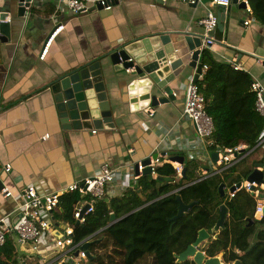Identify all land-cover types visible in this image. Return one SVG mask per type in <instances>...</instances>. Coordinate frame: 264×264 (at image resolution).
Wrapping results in <instances>:
<instances>
[{
    "label": "crops",
    "instance_id": "obj_1",
    "mask_svg": "<svg viewBox=\"0 0 264 264\" xmlns=\"http://www.w3.org/2000/svg\"><path fill=\"white\" fill-rule=\"evenodd\" d=\"M18 1L0 0V9L8 12L10 22L9 41L1 46L0 56V178L6 174L0 186V220L13 224L26 187L33 186L39 194L59 192L96 175L104 164L117 170L115 181L107 186L106 202L123 200L128 207L136 205V195L143 197L140 180L145 175H136V166L155 154L163 162L160 166L180 165L172 162L169 153L182 152L183 168L194 160L204 167L200 173L211 169L215 162L209 156L214 152L203 148L193 122L184 115L186 91L195 70L188 69L173 84L175 101L133 112L125 73L116 72L104 58L114 48L148 34H204L201 20L211 9V0L194 6L174 0H118L109 12L95 9L81 15L71 12L67 0H32L23 16H18ZM216 9L212 8L215 14ZM246 21H250L248 26ZM61 25L63 30L41 58ZM208 50L216 61L249 73L264 88V24L253 11L231 4L224 42L214 43ZM97 59L102 60L114 127L63 130L49 85ZM205 72L203 69L200 80ZM7 164L9 173L5 172ZM3 187L12 197L4 196ZM228 189L226 186V193ZM169 190L159 194L165 196ZM58 211L53 213L55 219ZM66 223L56 219L60 227ZM14 240L20 264L32 261L33 256L39 264L57 261L59 250L51 240L35 249L19 242L17 235Z\"/></svg>",
    "mask_w": 264,
    "mask_h": 264
},
{
    "label": "trees",
    "instance_id": "obj_2",
    "mask_svg": "<svg viewBox=\"0 0 264 264\" xmlns=\"http://www.w3.org/2000/svg\"><path fill=\"white\" fill-rule=\"evenodd\" d=\"M247 1L255 18L264 24V0ZM201 63L207 70L197 84L215 127L212 152L240 145H246L247 151L254 149L261 139L264 119L256 111L257 97L252 90L254 81L251 75L216 61L208 49H203ZM255 152L262 153L263 157L257 163L264 168L260 146L231 168L209 177L200 173L204 167L197 161H187L185 177L179 180L171 164L159 166L156 174L170 178L169 186L163 182L157 187V179L151 175L142 176L143 197L136 195L135 206L128 207L123 200L110 203L101 200L83 224L77 225L73 218L81 195L78 192L64 194L56 219L73 223L76 243L89 238V252L93 259L88 264H196L192 259L178 261L177 256L196 242L202 230L215 227L220 207L225 204L229 211L226 228L202 244V250L209 258L222 254L225 263L264 264V228L258 229L259 225L264 226V217L249 224V220L255 219L257 200L246 190L237 192L232 200L219 193L222 184L229 188L248 178L253 172L248 159ZM168 189L165 196L159 194ZM177 196L186 205L198 204L173 223L169 220L178 213ZM113 211L117 217L125 218L107 227ZM15 236L16 233L9 234L0 247V264H20L15 254ZM27 264H39L38 257L33 256Z\"/></svg>",
    "mask_w": 264,
    "mask_h": 264
},
{
    "label": "water",
    "instance_id": "obj_3",
    "mask_svg": "<svg viewBox=\"0 0 264 264\" xmlns=\"http://www.w3.org/2000/svg\"><path fill=\"white\" fill-rule=\"evenodd\" d=\"M31 2L32 0L18 1V16L26 14ZM232 4L237 5L240 9H246L245 2L242 0H232ZM98 9L102 10V8ZM8 16V12L0 9V56L1 46L9 41L10 22H8ZM216 17L217 26L210 36L214 39L213 44H223L228 21V8L219 6L216 9ZM206 40L204 34H195L189 31L159 32L134 38L114 48L104 58L109 59L116 72L125 73L130 109L137 112L146 108L154 109L175 101L176 93L173 84L179 82L178 78L187 73L188 69L195 70V82L200 80L203 65L199 61L202 46ZM101 61L97 59L88 62L58 77L49 85L63 130L92 131L93 129L101 130L114 127ZM169 155H173L172 162L184 165L185 157L182 152H171ZM157 158L158 154L152 157L153 160ZM211 158L216 162L218 160L217 152L212 153ZM150 163V158L142 162V165L145 166L142 175H152ZM260 167L262 165H257L248 176L249 183L257 185L264 183V173L259 169ZM185 173L186 168H183L182 178L185 177ZM136 174L139 175L138 165ZM5 176L6 174L3 172L1 181ZM157 182V187H159L163 182L170 183L171 179L157 177ZM1 185L2 183H0ZM225 189V184L219 187L221 197L225 196ZM234 190L235 188L232 187L231 191ZM177 201L179 203L178 213L169 220L173 223L178 222L198 204V202H193L186 205L180 196H177ZM228 213L227 206L223 204L220 207L219 219L215 227L208 231L202 230L196 242L177 256L178 261L192 259L196 264H222L220 257H207L202 251L201 245L208 241L212 235L218 236L219 232L226 228L225 222ZM20 218L21 215H17L13 223ZM124 218H117L115 214H111L107 227ZM52 219L54 220L55 217ZM257 221L260 219L249 220V224ZM90 245V242H86L81 248L86 252L89 261L93 259L89 252ZM234 264L242 263L235 261Z\"/></svg>",
    "mask_w": 264,
    "mask_h": 264
},
{
    "label": "built area",
    "instance_id": "obj_4",
    "mask_svg": "<svg viewBox=\"0 0 264 264\" xmlns=\"http://www.w3.org/2000/svg\"><path fill=\"white\" fill-rule=\"evenodd\" d=\"M174 1L192 6L203 2V0ZM242 1L245 2L247 11L252 13L249 2L247 0ZM116 2H118V0H67V5L74 15H81L98 8H102L103 11L109 12L113 9ZM231 4L232 0H211V9L208 10L207 15L201 20V25L204 28V35L207 38L202 49H210L214 42L210 34L216 29L217 17L212 11V8H218L219 6L229 8ZM249 23L250 21H246L245 25L248 26ZM63 28L64 26L61 25L53 32L41 58H45L51 42ZM234 67L236 70L238 69L236 66ZM203 69L207 70V67L203 66ZM252 90L257 97L256 111L264 119V88L259 83L253 82ZM184 115L193 122L198 140L204 143L203 148L205 150L211 148L214 144L212 135L215 127L213 120L206 112V100L201 94L200 88L194 78L189 82L187 87ZM259 146L262 148L264 154V127L261 139L255 148ZM254 149L247 151L248 148L246 145H240L235 148H219L214 151L218 154V160L211 164V169L203 171L202 175L209 177L221 173L237 164L244 157H247ZM210 158L209 156V159ZM150 159L151 163L149 167L152 169V175H156L157 168L163 164V162L160 160L159 156L156 160ZM173 167L176 170L177 179H181L183 166L173 164ZM144 169L145 166L139 163V175L142 174ZM259 169L264 173L263 166ZM10 171L11 166L7 164L5 166V172L9 173ZM116 173L117 170L115 168H112L109 164H104L96 175L86 178L82 182L72 184L64 190L51 194H39L33 186L26 187L20 194L22 203L19 206L18 215L20 214L21 218L13 224H8L5 219L0 220V247L5 244L6 238L10 233H16L19 242L28 244L34 249L38 248V245H41V243L51 240L55 248L59 250V256L55 264L87 263L89 261L88 256L81 248L89 241V238L80 243H76L74 240L73 223L67 222L64 227H60L56 224V219H52L53 213L60 207V200L64 194L78 192L81 195V199L75 206L73 218L76 224L85 223L87 216L95 211L96 204L106 198L107 186L115 181ZM0 183H2L1 178ZM232 187L235 188L234 191H231ZM232 187H229L225 194L227 200L235 198L237 192L240 190H246L251 193L257 200L255 219H260L261 221L264 217V183L257 185L256 183H249L246 179L239 184L235 183ZM1 192L5 197H12V192L6 187H3ZM176 192L177 190L175 193ZM86 207L88 208L85 210ZM222 264H234V262L225 263L222 260Z\"/></svg>",
    "mask_w": 264,
    "mask_h": 264
},
{
    "label": "rangeland",
    "instance_id": "obj_5",
    "mask_svg": "<svg viewBox=\"0 0 264 264\" xmlns=\"http://www.w3.org/2000/svg\"><path fill=\"white\" fill-rule=\"evenodd\" d=\"M247 153H248V152H247ZM262 157H263V155H262L261 152H255L254 154H252V155L249 156V159H248V165H249V167H251V168L253 169V171H254V169L256 168L257 165H260V164H258L257 162H259L260 159H261ZM213 166H214V164H213ZM258 229H259V228H258ZM254 238H255V237H253L252 239L254 240ZM205 244H206V243H205ZM217 257H220L221 260H223V259H222V254H220V255L217 256ZM85 264H88V262L85 263Z\"/></svg>",
    "mask_w": 264,
    "mask_h": 264
},
{
    "label": "clouds",
    "instance_id": "obj_6",
    "mask_svg": "<svg viewBox=\"0 0 264 264\" xmlns=\"http://www.w3.org/2000/svg\"><path fill=\"white\" fill-rule=\"evenodd\" d=\"M203 251V250H202Z\"/></svg>",
    "mask_w": 264,
    "mask_h": 264
}]
</instances>
